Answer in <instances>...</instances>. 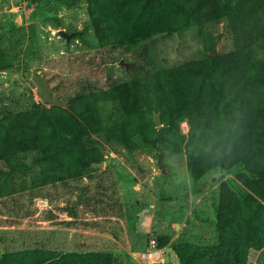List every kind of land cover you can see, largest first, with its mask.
Returning <instances> with one entry per match:
<instances>
[{"label": "trees", "instance_id": "trees-1", "mask_svg": "<svg viewBox=\"0 0 264 264\" xmlns=\"http://www.w3.org/2000/svg\"><path fill=\"white\" fill-rule=\"evenodd\" d=\"M85 3L100 48L129 49L159 34L219 22L233 47L72 94L64 106L32 102L23 110L1 112L0 198L90 178L104 162V145L113 142L130 151L145 146L158 155L184 153L194 193L202 191L199 180L214 168L229 176L219 185L214 241L172 242L178 263L243 264L256 249L263 253L257 264H264V0ZM4 39L0 32V71L18 57L17 50L3 46ZM203 39L211 51L214 38L206 31ZM27 40L25 57L37 47L33 24ZM155 241L163 246L170 236ZM119 257L23 249L2 253L0 264H118Z\"/></svg>", "mask_w": 264, "mask_h": 264}, {"label": "rangeland", "instance_id": "rangeland-1", "mask_svg": "<svg viewBox=\"0 0 264 264\" xmlns=\"http://www.w3.org/2000/svg\"><path fill=\"white\" fill-rule=\"evenodd\" d=\"M30 24L37 47L25 57ZM206 31L215 40L211 51L204 48ZM0 32L7 37L3 46L18 56L10 69L0 71V113L32 102L52 104L42 102L35 75L45 77L51 95L65 103L72 94L233 47L225 23L219 22L159 34L129 49L100 48L85 0H0ZM181 129L187 132L185 123ZM104 154L90 178L0 198V255L23 249L112 252L120 255L118 264H179L172 242L214 241L219 185L229 176L223 169L207 172L199 180L202 191L194 193L184 153L158 155L145 146L130 151L113 142L104 145ZM165 234L170 241L157 245L155 239ZM262 256L250 249L243 264H257Z\"/></svg>", "mask_w": 264, "mask_h": 264}, {"label": "water", "instance_id": "water-1", "mask_svg": "<svg viewBox=\"0 0 264 264\" xmlns=\"http://www.w3.org/2000/svg\"><path fill=\"white\" fill-rule=\"evenodd\" d=\"M32 80L34 84L37 86L39 93L42 96L43 103H52V104H58V105H63V106L65 105L63 101L51 95V88L49 86L48 80L45 77L41 75H35L32 77ZM154 119H155L156 124H159L158 115H155ZM158 165L161 168L162 172H166L168 170L167 166L161 162L160 157L158 158ZM157 264H165V263H157Z\"/></svg>", "mask_w": 264, "mask_h": 264}, {"label": "bare ground", "instance_id": "bare-ground-1", "mask_svg": "<svg viewBox=\"0 0 264 264\" xmlns=\"http://www.w3.org/2000/svg\"><path fill=\"white\" fill-rule=\"evenodd\" d=\"M183 123H185L186 127L188 128L187 123L186 122H183Z\"/></svg>", "mask_w": 264, "mask_h": 264}, {"label": "built area", "instance_id": "built-area-1", "mask_svg": "<svg viewBox=\"0 0 264 264\" xmlns=\"http://www.w3.org/2000/svg\"><path fill=\"white\" fill-rule=\"evenodd\" d=\"M153 241H154V240H153V239H151V242H152V243H153ZM149 242H150V240H149Z\"/></svg>", "mask_w": 264, "mask_h": 264}]
</instances>
